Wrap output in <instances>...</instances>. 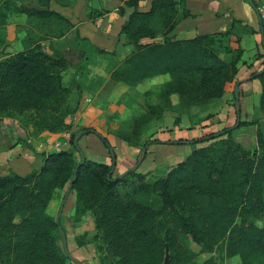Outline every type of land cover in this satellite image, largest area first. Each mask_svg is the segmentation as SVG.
Returning <instances> with one entry per match:
<instances>
[{"label": "trees", "instance_id": "trees-1", "mask_svg": "<svg viewBox=\"0 0 264 264\" xmlns=\"http://www.w3.org/2000/svg\"><path fill=\"white\" fill-rule=\"evenodd\" d=\"M37 1L39 8L19 0L0 2V29L7 26L10 15L17 14L53 29V37L67 35L71 22L51 10V0ZM118 1L123 2L120 15L131 10L120 35L134 50L113 70L111 82L135 88L157 77L164 80L155 104L114 132L143 151L160 143L142 141L151 122L170 112L179 126L193 108L224 97L227 85L246 63L237 28L241 22L235 21L228 31L175 40L171 35L191 16L186 0H151L149 10L140 9L149 0ZM147 39L150 42H143ZM70 68L63 54L46 52L29 38L22 51L1 57L0 121L17 120L21 128L31 129L33 137L71 131L67 119L79 109V100L71 101L72 88L79 86L65 84ZM254 79L261 83L264 116V72ZM240 125H258L254 150L236 142L233 131L225 129L196 140L210 144L195 149L162 176L128 171L109 177L112 166L85 157L72 190L76 193L73 217L79 225L91 215L96 234L88 243L85 236H78V246L93 244L100 264H221L215 253L225 259L238 257L239 264H264V225L257 223L264 220V132L257 120ZM77 136L71 135L74 150L42 154L40 170L0 176V264H72L59 248V226L48 209L56 192L71 184L81 162L74 147ZM100 138L110 148L108 140ZM203 255L210 257L201 259Z\"/></svg>", "mask_w": 264, "mask_h": 264}, {"label": "crops", "instance_id": "crops-1", "mask_svg": "<svg viewBox=\"0 0 264 264\" xmlns=\"http://www.w3.org/2000/svg\"><path fill=\"white\" fill-rule=\"evenodd\" d=\"M186 1L187 10L191 16L183 19L177 26L171 35L175 40L191 39L203 34L228 31L233 27L235 21L241 22L237 24V28L242 32L241 47L244 50L246 63L240 65L235 81L227 85L224 97L215 100L220 103L217 108H211L215 101L205 107L193 108L188 115L183 117L179 126L174 125L176 115L166 112L162 119L153 121L144 128L143 142L151 139L158 140L160 143L147 146L146 154L142 155L141 150L130 147L114 132L130 118L145 113L148 105L155 104V98L160 92L164 80L157 77L135 88L122 83L114 84L111 82L113 70L134 50L133 46L128 44L127 38L120 35L121 28L127 21L131 10L127 9L124 15H120L119 8L123 6V2L118 0H51V10L65 16L73 27L64 37H45L44 40L49 41L50 47L45 48L47 43H43L42 40H40L41 45L46 52L51 53L54 50L60 52L70 62L71 68L65 74L64 82L70 84L69 86H74V84L79 86V88H72L71 98L72 102L79 100V109L73 117L67 119V122L72 125V130L67 133L46 132L33 137L31 136V129L21 128L17 120L4 119L0 121V176L13 173L26 176L33 171L40 170L43 166L42 154L66 149L74 150L71 148V135L78 133L79 136L84 128H93L96 133L85 134L80 138L79 147L82 153L86 158L95 162L98 154H102L104 157L102 164L112 166V149L116 158L113 173L115 178L130 171L139 161L141 163L136 170L138 173L161 176L157 173L160 168H170L180 163L181 158L186 159L187 146L193 145L196 140L212 133L221 134L225 129H231L235 141L249 149L247 146L254 142L253 137L251 138L253 132L249 136L245 133L237 134L235 130L241 127L242 122L255 120L256 112L254 103H252L253 94L260 93L261 95L262 87L258 79L249 80V78L264 69V21L260 19L251 0ZM19 3L28 7L39 8L37 0H19ZM150 5L151 0L142 3L140 9L149 10ZM91 12L97 13L98 16L92 18ZM19 16L23 15H10L5 28L11 29L10 27L17 26L18 24L13 25V21L20 19ZM89 23L96 25L97 34L91 31ZM40 29L43 30L44 28L40 27ZM45 30L51 31L53 29ZM26 37V33L20 34L16 40L17 43L23 44V41L27 39ZM39 39H42L41 36ZM8 40L11 41L12 39L8 38ZM38 40L34 39L33 41L37 43ZM146 41L148 39L143 42ZM94 48L115 53L113 55H116L118 64L112 71L106 70L103 74L94 65V61L90 60L93 64L88 63V52ZM5 53L14 54L16 52H12L10 47H7ZM258 55H261V58H256ZM67 78L68 80H66ZM243 80L248 81L239 86V117L237 106L233 104L231 99L235 97L234 89L237 82ZM96 85L98 86L96 87ZM166 119H169V122L163 125L162 123ZM238 123L239 126L237 127ZM259 125L263 126L264 132V119L259 120ZM248 126L255 128L258 125ZM97 133L108 140L110 148L104 144ZM147 133L148 135L145 136ZM209 144L210 142L206 141L197 146L201 148ZM93 147L98 148L101 152L92 154ZM255 147L256 140L254 149ZM76 156L80 157L77 152ZM142 168L145 169L142 171ZM92 218L90 219L88 214L82 219V222L90 219L93 225L94 220L92 221ZM81 223L75 228L78 235L85 231ZM93 252H96L95 246L86 244L79 247L75 258L83 264H94ZM91 259H93L92 262Z\"/></svg>", "mask_w": 264, "mask_h": 264}, {"label": "rangeland", "instance_id": "rangeland-1", "mask_svg": "<svg viewBox=\"0 0 264 264\" xmlns=\"http://www.w3.org/2000/svg\"><path fill=\"white\" fill-rule=\"evenodd\" d=\"M2 1L3 0H0V2H2ZM90 16L92 18H94V17L98 16V14L91 12ZM19 17H20V19H17V20L13 18V20H16V21H13V25L18 24L17 26L15 25L14 28L10 27L11 29H9V28L0 29V58L6 55L5 51H6L7 47H10V50L12 52H17V51H20L21 49H23V44L17 43V41H16L17 38H19L20 34L26 33V36H27L26 38H29L32 40H34V39L38 40L39 36H41L42 39H39L37 43H40V44L42 42L47 43L45 48L50 47V45H51L48 43L49 41H45L43 38H45L47 36H51L52 32L47 31L45 29L41 30L40 27H42V26H40V23L38 20H35V19L30 20L25 15L19 16ZM21 18H23V19H21ZM89 26H90L91 31L94 34H97L96 25L89 23ZM98 37H100V36H98ZM8 38H11L12 40L9 41ZM100 38H102V37H100ZM40 40H42V42ZM148 41H146V42H148ZM90 60L94 61V63H95L94 65H96V67L98 69H100L103 72V74H105L106 70H108L109 72L112 71L116 67V65L118 64L117 59H116V55L114 56V55L100 54L94 50H90L88 52V56H87L88 63L93 64V62H91ZM108 71H107V73H108ZM66 80H68V78ZM66 85L69 86L70 84L66 83ZM97 86L98 85H96V87ZM260 97H261L260 93H254L253 94L252 103H254V110L256 112L254 119L257 121H259L260 119H264L263 113L260 110ZM174 100H176V99L174 98ZM231 100H232L233 104L235 105L236 104L235 97ZM219 104H220L219 101H215L211 108H217V106ZM168 122H169V119H166L162 124L166 125ZM260 127L263 131V126L261 125ZM254 130H255V132H254ZM257 130H258V126L254 128L253 126H248V125L243 126L242 125L241 127L237 128L235 131L237 132V134L238 133H245V134H248L249 136L253 132V134L251 135V138L253 137L254 142L250 146H247V147L250 150H254L255 140H256L255 134H256ZM147 135H148V133L145 136H147ZM197 145H200V143L194 142L193 145L187 146L186 147L187 148L186 149L187 155H190L191 152H193V150L197 149V147L200 148V146H197ZM97 152L100 153L101 151H99L98 148L96 149L93 147L92 154H95ZM98 155L99 156H98V158H96V162L102 163L104 157L102 156V154H98ZM187 155L185 157H187ZM184 159L185 158H181L180 161L182 162ZM144 169L145 168H142V171ZM168 169H169V167H162L159 169V171L157 173L162 176V175H164V173H166L168 171ZM153 176L154 175L150 174V177H153ZM68 187L69 186L66 185L62 190H58L56 192L55 198L52 201L48 211L56 219L58 217H60L61 226L63 228L64 233L66 234L68 252L70 255H72L75 258L76 254L78 253V249H79L77 242H76L77 237L78 236H85L84 241L86 243H88L90 241H93V238L96 234V231H95L94 223L92 225V223L90 221L92 216L89 215L90 219H86L84 222L81 221L82 222L81 225L84 226L85 231H83L82 234L78 235V232L75 228H77L79 225L75 224L74 217L72 216L74 214V206H75V201H76V193L75 192L72 191L70 193V195L68 196V199L66 201V204L64 205V208H62L63 200L65 199V195H66V192L68 190ZM126 190L127 189L122 190V191L124 192ZM155 200H157V199H155ZM92 221H93V218H92ZM257 223L259 226H262V225H264V220H259ZM56 236L58 239V245H59L61 252L63 254H66L65 249H64L65 246H64V242H63L64 237L62 236L61 232L60 233L58 232L56 234ZM185 241L188 243L187 240H185ZM190 244H191V247L193 249L199 250V248L195 244H193L191 242H190ZM86 252H88V250H86ZM93 253H94L93 255L95 256V260L93 261V259H91V262L93 261L94 264H100V257H99L100 255L97 253V251L93 252ZM214 256L219 260V262L221 264H239L240 263V259L238 257L233 258V259H225V258H222V256L219 253H215ZM208 257H210V255H203V256H201V259H206ZM75 259L78 260L77 258H75ZM78 261H80V260H78ZM81 263L83 264V262H81ZM167 263H168V261H166V264ZM72 264H75V263L72 262Z\"/></svg>", "mask_w": 264, "mask_h": 264}, {"label": "water", "instance_id": "water-1", "mask_svg": "<svg viewBox=\"0 0 264 264\" xmlns=\"http://www.w3.org/2000/svg\"><path fill=\"white\" fill-rule=\"evenodd\" d=\"M251 1H252V0H251ZM252 2H253V1H252ZM263 72H264V69H263L262 71L257 72L254 76H252L251 78H249V80L254 79L256 76H259V75L262 74ZM247 81H248V80L238 81L237 84H236V86H235V89H234L235 97H236L237 113H238V116H239V117H240V92H239V86H240L241 84H243V83H246ZM239 119H240V118H239ZM237 126H239V123L237 124ZM84 135H85V132L82 131V132H80L79 136H77V137L75 138V140H74V147L76 148V150H78V152H79V154H80V156H81V162H80V164L77 165V167H76V169H75L74 176H73V178H72V182H71V184L69 185L68 190H67L66 195H65V199L63 200L62 208H64V205L66 204V201H67V199H68V196L70 195V193H71L72 190H73V186H74V182H75V180H76V176H77L78 169H79L80 166L84 163V160H85V156H84V154L81 152V149H80V147H79V140H80V138H81L82 136H84ZM97 135L100 136V134H98V133H97ZM181 143H184V144H185V143H189V142H181ZM146 152H147V147L143 149V151H142V155H145ZM111 153H112L113 165H112V170H111V173H110L109 177L112 176V174L114 173V168H115V163H116V158H115V155H114L112 149H111ZM140 163H141V161H139V162L137 163V165H136L134 168H132L130 171H131V172H135V171L138 169V166H139ZM60 213H61V212H60ZM56 223L58 224V226H59V230H60L62 236L64 237L63 242H64V246H65L64 249H65V253H66V255L69 257V259H70L73 263H75V264H82L80 261L76 260V259H75L72 255H70L69 252H68L66 234L64 233L63 228H62V226H61V224H60V217H58V218L56 219ZM167 264H169V262H168Z\"/></svg>", "mask_w": 264, "mask_h": 264}, {"label": "built area", "instance_id": "built-area-1", "mask_svg": "<svg viewBox=\"0 0 264 264\" xmlns=\"http://www.w3.org/2000/svg\"><path fill=\"white\" fill-rule=\"evenodd\" d=\"M255 9L262 21H264V0H252Z\"/></svg>", "mask_w": 264, "mask_h": 264}]
</instances>
